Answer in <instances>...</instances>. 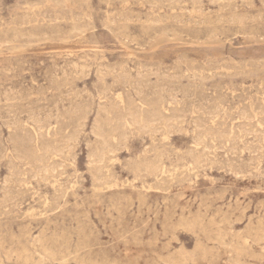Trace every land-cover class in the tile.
I'll use <instances>...</instances> for the list:
<instances>
[{
	"label": "rangeland",
	"instance_id": "374dc122",
	"mask_svg": "<svg viewBox=\"0 0 264 264\" xmlns=\"http://www.w3.org/2000/svg\"><path fill=\"white\" fill-rule=\"evenodd\" d=\"M0 264H264V0H0Z\"/></svg>",
	"mask_w": 264,
	"mask_h": 264
},
{
	"label": "bare ground",
	"instance_id": "6f19581e",
	"mask_svg": "<svg viewBox=\"0 0 264 264\" xmlns=\"http://www.w3.org/2000/svg\"><path fill=\"white\" fill-rule=\"evenodd\" d=\"M217 35V34H216ZM61 40H62V38H61ZM25 43V42H24ZM211 44V43H210ZM25 46V45H24ZM78 94V93H77ZM91 100H93V99H91ZM56 103V102H55ZM47 113V112H46ZM96 116V115H95ZM85 119V118H84ZM94 120L96 121V119L94 118ZM95 123V122H94ZM97 126H99V125H97ZM48 129V128H47ZM40 135V134H39ZM114 140V139H113ZM69 141V140H68ZM105 141V140H104ZM104 154V153H103ZM157 156V155H156ZM208 157V156H207ZM90 161V160H89ZM175 161H176V159H175ZM177 162V161H176ZM190 164V163H189ZM200 164V163H199ZM157 168V167H156ZM100 169V168H99ZM47 170V169H46ZM44 171V170H43ZM47 172V171H46ZM55 172V171H54ZM229 172V171H228ZM40 173V172H39ZM32 177H33V175H32ZM39 177V176H38ZM43 177V176H42ZM111 177V176H110ZM103 179V178H102ZM97 181V180H96ZM20 183V182H19ZM21 186V185H20ZM84 216V215H83ZM53 234V233H52ZM254 234V233H253ZM27 235V234H26ZM249 236V235H248ZM138 241V240H137ZM66 244V243H65ZM40 245V244H39ZM42 248V247H41ZM23 249V248H22ZM173 250V249H172ZM6 251V250H5ZM13 253V252H12ZM24 259V258H23ZM24 262V261H23Z\"/></svg>",
	"mask_w": 264,
	"mask_h": 264
}]
</instances>
